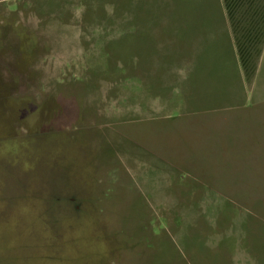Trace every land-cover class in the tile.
I'll return each mask as SVG.
<instances>
[{
  "label": "rangeland",
  "instance_id": "374dc122",
  "mask_svg": "<svg viewBox=\"0 0 264 264\" xmlns=\"http://www.w3.org/2000/svg\"><path fill=\"white\" fill-rule=\"evenodd\" d=\"M246 76L223 0H0V264H264Z\"/></svg>",
  "mask_w": 264,
  "mask_h": 264
},
{
  "label": "trees",
  "instance_id": "16d2710c",
  "mask_svg": "<svg viewBox=\"0 0 264 264\" xmlns=\"http://www.w3.org/2000/svg\"><path fill=\"white\" fill-rule=\"evenodd\" d=\"M246 78L253 77L264 43V0H223Z\"/></svg>",
  "mask_w": 264,
  "mask_h": 264
},
{
  "label": "crops",
  "instance_id": "0c3cea01",
  "mask_svg": "<svg viewBox=\"0 0 264 264\" xmlns=\"http://www.w3.org/2000/svg\"><path fill=\"white\" fill-rule=\"evenodd\" d=\"M253 80H252L253 84L256 85V87H258L260 89L263 88L259 92L260 96L257 99V101L259 103H263L262 106H263V109H264V43H263L262 53H261L259 61H258L257 71L255 73V76H254ZM260 83H262V84H260ZM255 90H257V89L255 88Z\"/></svg>",
  "mask_w": 264,
  "mask_h": 264
}]
</instances>
